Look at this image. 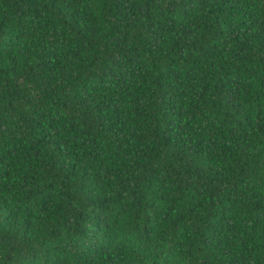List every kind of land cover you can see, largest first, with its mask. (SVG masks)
I'll use <instances>...</instances> for the list:
<instances>
[{
  "label": "trees",
  "instance_id": "trees-1",
  "mask_svg": "<svg viewBox=\"0 0 264 264\" xmlns=\"http://www.w3.org/2000/svg\"><path fill=\"white\" fill-rule=\"evenodd\" d=\"M0 264H264V0H0Z\"/></svg>",
  "mask_w": 264,
  "mask_h": 264
}]
</instances>
